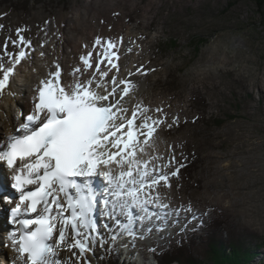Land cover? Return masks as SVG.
I'll list each match as a JSON object with an SVG mask.
<instances>
[{"label":"rangeland","instance_id":"1","mask_svg":"<svg viewBox=\"0 0 264 264\" xmlns=\"http://www.w3.org/2000/svg\"><path fill=\"white\" fill-rule=\"evenodd\" d=\"M82 1L92 0H0V48L8 37L17 38L13 36L17 28H24L22 35L32 42V48L26 50L37 59L40 45L35 38L46 45L51 40L50 24L59 18L72 19ZM148 1L113 3L118 16L104 14L99 27L104 36L101 39L112 37L115 41L132 29V36H142L141 42L130 36V42L135 44V54H143L141 62L148 60L147 87L130 95L149 109L147 116L166 117L156 133L154 147L149 149L154 152H149L151 155L163 159L151 164H165L174 149L175 161L163 171L170 175L179 167L178 176L170 175V188L163 182L158 187L164 198L160 204L173 206L181 219L190 208L187 223L200 226L190 234L186 226L171 222L170 228L182 226V230L162 239L139 235L135 242H129V248L145 249L148 257L150 246H155L158 255L174 257L172 264H179L182 253V264H214L209 259V241L210 235L216 234L225 239L228 253L232 249L230 239H241L252 251L264 254V14L256 0H155L154 8L144 17L141 13ZM99 22L97 18L95 26ZM42 34L48 39H39ZM147 44L151 47L143 52ZM92 62H96L94 54ZM26 66L16 73L17 82L32 69V62ZM33 66H37L34 60ZM15 97L21 98V94L15 93ZM5 105L14 108L15 102L5 100ZM163 108L165 112L156 111ZM170 123L173 126L168 128ZM153 219H146L145 224L150 225ZM110 237H94L95 245L85 262L116 264L111 258L108 263L114 247ZM184 239L190 243L176 248ZM257 255L240 262L264 264V259L255 258ZM223 261L221 264H233Z\"/></svg>","mask_w":264,"mask_h":264},{"label":"snow or ice","instance_id":"2","mask_svg":"<svg viewBox=\"0 0 264 264\" xmlns=\"http://www.w3.org/2000/svg\"><path fill=\"white\" fill-rule=\"evenodd\" d=\"M24 31L17 28V38L8 37L0 49V95L8 89L17 66L30 58L26 49L32 48V42L22 35ZM9 43L17 50L9 51ZM122 44V37L115 41L97 38L99 59L95 65L92 52L81 57L92 73L85 76L76 67L68 73L72 79L63 84L61 67L56 64L40 81L34 107L24 114V121L14 124L10 134L0 130V161L15 169L11 186L20 192V204L12 209V215L25 230L14 234L12 242L24 264H81L86 260L93 250L92 234L97 231L94 217L99 195L94 178H105V187L117 198L116 202L103 201L109 217L115 214L117 204L122 213L138 208L147 219L156 215L150 204L168 208L159 203L157 189L162 182L170 188V175H179V167L170 175L163 171L175 161V150L171 160L159 167L151 162L163 158L149 153L166 117L147 116L149 109L140 103L129 107L136 84L118 79ZM127 51L130 53L131 47ZM114 167L119 169L118 175H113ZM77 178H87V183ZM28 185L36 187L25 191ZM21 204L24 211L37 216L17 220ZM62 250L70 253L66 259L59 256Z\"/></svg>","mask_w":264,"mask_h":264},{"label":"bare ground","instance_id":"3","mask_svg":"<svg viewBox=\"0 0 264 264\" xmlns=\"http://www.w3.org/2000/svg\"><path fill=\"white\" fill-rule=\"evenodd\" d=\"M127 1L130 0H92L89 2L82 1L81 8L74 13L72 19L70 18V20H72V23H70L69 19H67L69 21L68 22L64 18H59L58 20L50 24L51 32L49 34V37H51V40L46 45H44L39 40H37V38H35V40L38 42L36 43L40 45V50L36 51L37 59H35V57L32 58L30 56V58L27 61H22V63L17 66L14 76L10 78L8 89L5 90V93L3 95H0V130H2L5 135L10 134L12 132L14 124H18L16 123V118L14 117L15 108H13V106L11 105L10 106L5 105V100L15 102V104L18 105L21 109L29 112L31 110L32 96L34 95V93L37 92V88L40 85V81L48 77L49 72L54 70L56 64H59L62 70L61 81H60L61 84L65 83L66 81H70L72 79L71 76L68 75V73H71V69L76 67H80L82 71H84L85 76L90 75L92 73V70L90 72H86L84 70L81 57L87 56L89 52H92V54L95 55V60L97 61L99 59L97 55L98 49L95 47L93 40L96 36H99L100 38L104 37L102 36V34H100L102 33L101 32L102 30L99 29L101 25V19L105 17L104 14L107 13L112 18L118 16V13H116L117 9H115L116 7H113V3H115L116 6L120 5V3L121 4L126 3L127 5ZM155 3H156L155 0H149L147 6L142 9V11L144 10V12L141 13L142 16L146 17L148 15L147 13L151 12L152 9L154 8ZM135 7L134 9H136ZM97 18H98V22L100 21L99 22L100 24L98 23V26L97 25L95 26L94 21H97ZM127 19L129 20L128 17ZM138 25L140 26V22H138ZM149 26L150 24L147 25V27ZM133 28H135V26ZM59 32H64L62 33L63 37H59L58 35ZM132 32L133 29L131 30V32H128V35H125L123 37V44L119 48V53L121 56V59L119 60L120 67H122V65L124 64H127L128 66L126 68L122 67L120 69V73H118V79L121 80L127 79L134 82L136 84L134 94H137L142 89L147 87V72L145 67L147 65L148 60H144L141 62V57L143 56V54L140 53L135 54L134 52L135 44L134 43L132 44L130 42V36H132ZM13 36H16V34H13ZM46 38L48 39V37H46L44 34H42V36L39 37V39H46ZM117 38H119V36ZM131 38H136L137 39L136 42H141L143 40L142 36L139 37L137 35H133ZM108 39H112V37H108ZM87 43L88 45H86ZM129 47H131L132 49L130 53L127 51ZM150 47L151 45L147 44L144 47L143 52H146ZM10 48L13 49L12 46ZM40 51H44L43 59H41L40 57L39 54ZM5 60H7L6 57ZM33 60L37 66H33ZM30 62H32V66L29 67H32V69L24 73L23 75L24 79L22 81L20 80V82H17L15 79L16 73L20 72L24 66L27 68L26 64L28 65ZM33 67L36 68V71H33ZM101 67L103 68L105 67V65H101ZM138 69L142 70L145 74L141 75L138 72ZM112 74L109 73L110 76ZM17 92H23V96L21 100L20 98L17 99L15 97V93ZM125 99L127 100L128 98L126 97ZM138 102L140 101L132 100V96H131L129 107L131 108ZM142 105L144 104L142 103ZM165 111H166L165 108H163L162 112ZM149 152L154 153L151 150H149ZM98 178L103 182L102 177H98ZM163 199L164 198L160 197L159 203H162ZM155 208L159 209V207L156 206ZM173 208H174L173 206H169L167 208V210L173 215V220H178V221L181 220L180 217L174 214ZM99 210L101 211L102 209L100 208ZM184 213L187 214L189 213V211H185ZM101 220H97V224L103 225ZM183 222L185 221L183 220ZM1 226L2 223L0 222V227ZM114 230L119 232V237L127 232V229H125V231L124 230L120 231L118 227H115ZM123 238L125 237H122V239ZM92 239H93V245H95L96 241L94 237H92ZM120 240L121 238L116 241L119 243ZM126 243H128V249H129L130 245L127 239H126ZM248 252L250 253V255H255L258 253V255L255 258L264 259L263 252H259L258 250L252 251L251 248H249ZM9 253L12 256V259L16 260L15 262L17 264L24 263L22 259H18L19 254L16 252L14 246L10 247ZM69 255L70 253L63 250L59 253V256L65 259ZM253 259H251V261H253ZM83 261L85 262V260ZM83 261H81V264H84ZM85 264H88V262H85Z\"/></svg>","mask_w":264,"mask_h":264},{"label":"trees","instance_id":"4","mask_svg":"<svg viewBox=\"0 0 264 264\" xmlns=\"http://www.w3.org/2000/svg\"><path fill=\"white\" fill-rule=\"evenodd\" d=\"M260 11L264 14V11L262 10L264 8V2L262 0H256ZM211 239L209 241L210 244V251H209V259L214 264H221V261H229L233 264H241V259L247 258L250 256V253L248 252L250 245H246L243 243L241 239L233 240L230 239V246H232V249L228 252L225 250L224 247V240L223 238L219 237L216 234L210 235ZM188 243H184V246H180L179 248H184ZM181 252H184V249ZM179 253V254H180ZM191 254V253H190ZM168 254H165L163 256L162 263L160 264H172V261L174 260V257L167 256ZM183 256V253L180 254V257L177 259V261H180L179 264H182V260L180 258ZM192 256V255H191ZM177 258V257H176ZM192 258V257H191ZM195 259V258H194ZM192 259V260H194Z\"/></svg>","mask_w":264,"mask_h":264}]
</instances>
